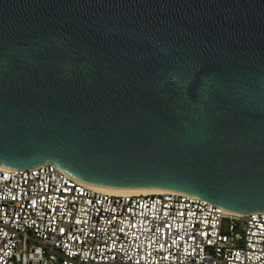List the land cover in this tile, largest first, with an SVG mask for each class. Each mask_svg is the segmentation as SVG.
<instances>
[{"label":"water","instance_id":"95a60500","mask_svg":"<svg viewBox=\"0 0 264 264\" xmlns=\"http://www.w3.org/2000/svg\"><path fill=\"white\" fill-rule=\"evenodd\" d=\"M264 212V0H0V166Z\"/></svg>","mask_w":264,"mask_h":264},{"label":"built area","instance_id":"2783aa9c","mask_svg":"<svg viewBox=\"0 0 264 264\" xmlns=\"http://www.w3.org/2000/svg\"><path fill=\"white\" fill-rule=\"evenodd\" d=\"M0 264H264V212L101 192L49 163L0 166Z\"/></svg>","mask_w":264,"mask_h":264},{"label":"bare ground","instance_id":"6f19581e","mask_svg":"<svg viewBox=\"0 0 264 264\" xmlns=\"http://www.w3.org/2000/svg\"><path fill=\"white\" fill-rule=\"evenodd\" d=\"M95 190H98V191H101V192L112 193V194H128V193H132V194H149V193H160V192H166V191L179 192V191H175V190H165V189H147V190H138V191H113V190H99V189H95ZM226 212L234 213V212H230V211H226ZM235 214H239V213H235Z\"/></svg>","mask_w":264,"mask_h":264}]
</instances>
